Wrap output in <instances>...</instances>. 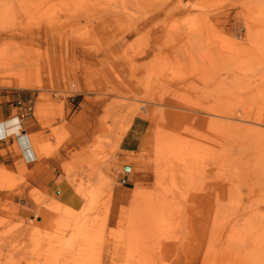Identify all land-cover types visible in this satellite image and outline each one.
Returning a JSON list of instances; mask_svg holds the SVG:
<instances>
[{"label": "rangeland", "instance_id": "1", "mask_svg": "<svg viewBox=\"0 0 264 264\" xmlns=\"http://www.w3.org/2000/svg\"><path fill=\"white\" fill-rule=\"evenodd\" d=\"M22 90L38 161L0 166V264H264V0H0V93Z\"/></svg>", "mask_w": 264, "mask_h": 264}, {"label": "crops", "instance_id": "2", "mask_svg": "<svg viewBox=\"0 0 264 264\" xmlns=\"http://www.w3.org/2000/svg\"><path fill=\"white\" fill-rule=\"evenodd\" d=\"M78 94L81 95L79 92ZM16 100L32 105L33 109L37 101L34 94L27 90H22L16 94ZM15 101L10 98L8 93H0V166L12 171H15L16 166L24 165L26 168L31 169L37 165V147L34 143L35 138L32 137L41 132L33 117L20 118L19 109L14 106ZM82 101L84 105L81 109L83 118L73 119L71 115L65 120L66 131L70 133L71 141L79 142V144L86 143V138L91 136L93 132L91 113L86 112L89 107V104L86 103L88 101L84 98H82ZM70 144L72 143L60 147L59 157L53 155L43 158L45 165L48 167L58 165L62 151L70 149ZM130 183V181L124 179L115 188L114 216L112 219L114 227L119 222L121 210L126 208L130 202L132 194V189L129 187Z\"/></svg>", "mask_w": 264, "mask_h": 264}, {"label": "bare ground", "instance_id": "3", "mask_svg": "<svg viewBox=\"0 0 264 264\" xmlns=\"http://www.w3.org/2000/svg\"><path fill=\"white\" fill-rule=\"evenodd\" d=\"M24 85H28L29 83H23ZM253 115V114H252ZM251 115V116H252ZM258 115V114H254ZM261 116H255V117H249V122L254 126L252 130V138H253V150L254 155L251 157L253 159V166L251 168L253 177L256 178L255 181L260 180L262 183H264V132L262 129H264V115L260 114ZM262 128V129H259ZM253 152V151H252ZM252 161V160H251ZM130 169L128 168V171ZM259 182V181H258ZM67 264V262H65ZM72 264V263H68Z\"/></svg>", "mask_w": 264, "mask_h": 264}, {"label": "built area", "instance_id": "4", "mask_svg": "<svg viewBox=\"0 0 264 264\" xmlns=\"http://www.w3.org/2000/svg\"><path fill=\"white\" fill-rule=\"evenodd\" d=\"M14 106L19 109L20 118L31 116L33 117L34 109L32 105L24 104L21 101H16Z\"/></svg>", "mask_w": 264, "mask_h": 264}, {"label": "water", "instance_id": "5", "mask_svg": "<svg viewBox=\"0 0 264 264\" xmlns=\"http://www.w3.org/2000/svg\"><path fill=\"white\" fill-rule=\"evenodd\" d=\"M124 170H125V171H128V167H124Z\"/></svg>", "mask_w": 264, "mask_h": 264}]
</instances>
